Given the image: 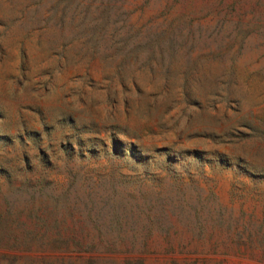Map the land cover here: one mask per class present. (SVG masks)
<instances>
[{
    "label": "rangeland",
    "instance_id": "1",
    "mask_svg": "<svg viewBox=\"0 0 264 264\" xmlns=\"http://www.w3.org/2000/svg\"><path fill=\"white\" fill-rule=\"evenodd\" d=\"M0 264H264V0H0Z\"/></svg>",
    "mask_w": 264,
    "mask_h": 264
}]
</instances>
